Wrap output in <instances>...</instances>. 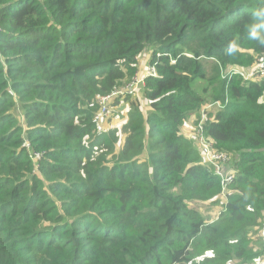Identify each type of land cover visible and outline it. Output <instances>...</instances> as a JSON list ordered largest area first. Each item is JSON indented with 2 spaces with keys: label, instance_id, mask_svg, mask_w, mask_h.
I'll list each match as a JSON object with an SVG mask.
<instances>
[{
  "label": "trees",
  "instance_id": "obj_1",
  "mask_svg": "<svg viewBox=\"0 0 264 264\" xmlns=\"http://www.w3.org/2000/svg\"><path fill=\"white\" fill-rule=\"evenodd\" d=\"M259 9L264 0H0V264L256 260L264 78L220 72L264 55L248 38ZM148 53L159 62L143 99L115 98L130 104L122 127L101 124V97ZM202 55L217 61L211 75ZM226 99L204 133L236 177L208 218L192 205H218L221 179L183 128Z\"/></svg>",
  "mask_w": 264,
  "mask_h": 264
},
{
  "label": "built area",
  "instance_id": "obj_2",
  "mask_svg": "<svg viewBox=\"0 0 264 264\" xmlns=\"http://www.w3.org/2000/svg\"><path fill=\"white\" fill-rule=\"evenodd\" d=\"M160 55L161 54L158 56ZM146 56L147 54H145L144 57L138 58V70L129 82L112 91L109 95L101 97V109L96 115V120L102 121L103 118L106 117L108 108L111 109V104L115 98L137 95L142 90H144L146 78L157 75V64L159 62V58L148 61ZM171 61L172 63L176 62L174 59ZM148 62H150V64L146 65ZM246 68L248 69L244 70L245 68H240L234 65L226 68L225 70L222 69V78L225 79L228 76H239L244 81L252 80V77H255V79L264 78V55L258 57L254 66ZM226 100L227 101L225 103H223L222 100L209 102L200 110L196 127V135L194 136L198 142V149L200 150L204 164L209 166L213 170L214 174L218 175L221 179L222 192L218 196V199L221 198V210L224 209L223 204L227 201L226 195L235 180L236 173L234 170L228 169V163L230 161L229 154L216 149L213 141L205 135L204 124L206 120H208L211 112L215 114L219 108H222L223 105L228 103L229 100ZM41 157V153H36L34 155V159H39ZM221 210H218V216L220 215Z\"/></svg>",
  "mask_w": 264,
  "mask_h": 264
},
{
  "label": "rangeland",
  "instance_id": "obj_3",
  "mask_svg": "<svg viewBox=\"0 0 264 264\" xmlns=\"http://www.w3.org/2000/svg\"><path fill=\"white\" fill-rule=\"evenodd\" d=\"M198 50L202 54L204 53L203 49H198ZM148 56H151L150 53H148ZM200 60H205V68H206L208 74L211 75L213 66H214V64H217V61L214 60L213 58L206 57L204 55H202L200 57ZM174 63L175 62H173V64ZM222 69L225 70L226 68L221 67V71H222ZM246 69H248V68H245L244 70H246ZM221 76H222V74H221ZM251 79L256 80L255 77H252ZM205 86H207L206 81H197L196 80L195 87H196V89H198L197 91L201 92ZM140 93H143V91H141ZM141 98H143V97L141 96ZM209 102H211V101H209ZM141 103H142V107L146 111L148 108V103L145 105H144V102L141 101ZM129 109H130L129 103H127L124 106H121V104H119L117 106L111 107V109L108 108V112L106 114V117L103 118V120L101 121L102 122L101 124H103L107 127H119V128H121L122 124L125 121V117L127 115V112L129 111ZM220 109L221 108H219L218 111ZM20 118L23 119L22 116H20ZM197 122H198V118L194 117V118L190 119V121L188 123H186L187 126H185L183 128L184 132H186V135H188L191 138H195V137H193L192 134H194V136H195ZM197 146H198V142H197ZM219 201L220 202L218 203V205L211 204L210 201H207V202L194 203L192 205V207L199 209L206 217L212 218L215 215V213L218 212V210L222 209L221 198H219ZM251 237L253 240L252 245L254 246V248L257 251H261L260 256L256 260H254L252 262V264H257V261L259 262V264H264V218H262L260 225L253 231Z\"/></svg>",
  "mask_w": 264,
  "mask_h": 264
},
{
  "label": "clouds",
  "instance_id": "obj_4",
  "mask_svg": "<svg viewBox=\"0 0 264 264\" xmlns=\"http://www.w3.org/2000/svg\"><path fill=\"white\" fill-rule=\"evenodd\" d=\"M254 17L258 23H253L248 26V38L250 40L257 41L261 46H264V32L260 31L264 29V9H259L254 13ZM237 45L234 42L229 43L226 51L229 55L235 53ZM257 264L259 262L257 261Z\"/></svg>",
  "mask_w": 264,
  "mask_h": 264
},
{
  "label": "crops",
  "instance_id": "obj_5",
  "mask_svg": "<svg viewBox=\"0 0 264 264\" xmlns=\"http://www.w3.org/2000/svg\"><path fill=\"white\" fill-rule=\"evenodd\" d=\"M146 58H147L148 61L152 59V57H151V56H148V55L146 56ZM148 64H150V62H148L146 65H148ZM142 91H143V90H142ZM141 96H142V93H138L137 95H135V96H133V97H134V98L137 97V98H140V99L142 100L143 98H141ZM123 104L126 105L127 102H125V103H124V102L121 103V106H122ZM145 104H146V103H144V105H145ZM194 117H197V118H198V117H199V114L196 115V116H193V118H194ZM190 119H191V118H190ZM190 119H189V121H190ZM189 121H188V122H189ZM188 122H187V123H188Z\"/></svg>",
  "mask_w": 264,
  "mask_h": 264
}]
</instances>
